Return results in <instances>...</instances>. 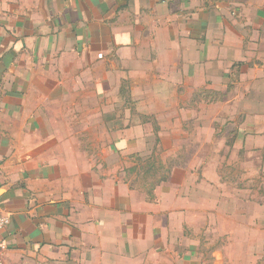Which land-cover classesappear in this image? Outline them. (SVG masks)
I'll return each instance as SVG.
<instances>
[{
  "label": "crops",
  "instance_id": "1",
  "mask_svg": "<svg viewBox=\"0 0 264 264\" xmlns=\"http://www.w3.org/2000/svg\"><path fill=\"white\" fill-rule=\"evenodd\" d=\"M235 64L248 102L260 103L264 0H0V78L12 79L0 85L4 263L98 264L103 251L105 264H118L126 254L135 200L124 182L98 176L94 157L49 146L62 135L34 144L33 127L62 123L50 111L81 78L90 93L133 95L139 107L145 94L208 90ZM187 173L175 168L167 185L187 186Z\"/></svg>",
  "mask_w": 264,
  "mask_h": 264
},
{
  "label": "rangeland",
  "instance_id": "2",
  "mask_svg": "<svg viewBox=\"0 0 264 264\" xmlns=\"http://www.w3.org/2000/svg\"><path fill=\"white\" fill-rule=\"evenodd\" d=\"M236 65L208 90L179 93L176 101L145 94L139 107L133 95L90 93L81 78L78 93L50 111L62 123L33 127L34 144L35 135H62L49 146L80 151L91 164L95 158L98 176L129 189L135 222L118 264H264V96L248 102L249 79L235 77ZM11 81L0 78V85ZM177 167L189 169L182 175L189 183L171 189ZM105 257L102 251L98 264Z\"/></svg>",
  "mask_w": 264,
  "mask_h": 264
},
{
  "label": "built area",
  "instance_id": "3",
  "mask_svg": "<svg viewBox=\"0 0 264 264\" xmlns=\"http://www.w3.org/2000/svg\"><path fill=\"white\" fill-rule=\"evenodd\" d=\"M10 225V218L7 216H1L0 215V232L7 228ZM4 250L5 247H0V264H5L4 263Z\"/></svg>",
  "mask_w": 264,
  "mask_h": 264
},
{
  "label": "trees",
  "instance_id": "4",
  "mask_svg": "<svg viewBox=\"0 0 264 264\" xmlns=\"http://www.w3.org/2000/svg\"><path fill=\"white\" fill-rule=\"evenodd\" d=\"M170 171H171V170H169V171H168V173H167V174H168V176H169V175H170V173H171ZM166 179H167V178H166ZM166 179H165V180H166Z\"/></svg>",
  "mask_w": 264,
  "mask_h": 264
}]
</instances>
